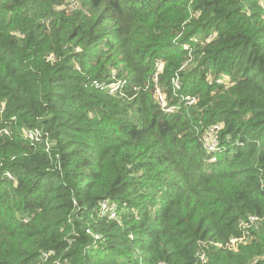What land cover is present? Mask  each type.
Masks as SVG:
<instances>
[{"label":"trees","instance_id":"16d2710c","mask_svg":"<svg viewBox=\"0 0 264 264\" xmlns=\"http://www.w3.org/2000/svg\"><path fill=\"white\" fill-rule=\"evenodd\" d=\"M0 264H264V0H0Z\"/></svg>","mask_w":264,"mask_h":264},{"label":"built area","instance_id":"2783aa9c","mask_svg":"<svg viewBox=\"0 0 264 264\" xmlns=\"http://www.w3.org/2000/svg\"><path fill=\"white\" fill-rule=\"evenodd\" d=\"M157 97H158L161 108L167 111L170 110V108L165 107L164 95L157 92ZM191 101H193V99H191ZM220 128H221V125H218V124L211 125L207 129L204 130L202 136L200 137V140L203 143L204 147L207 149V151L211 152L217 149V146H218L217 135H218V131L220 130ZM26 135L31 139H34V138L37 139L41 137V132L38 129H34V130L27 131ZM106 205H107L106 201L101 202V207L105 208ZM110 216H113V212L110 213ZM250 219L251 221H254L256 218L250 217ZM95 238H98V236L95 235ZM234 242H235V239L230 240L231 244H234ZM44 256L46 257V254H44ZM199 258L202 261H204L205 260L204 253H200Z\"/></svg>","mask_w":264,"mask_h":264},{"label":"clouds","instance_id":"9594fccd","mask_svg":"<svg viewBox=\"0 0 264 264\" xmlns=\"http://www.w3.org/2000/svg\"><path fill=\"white\" fill-rule=\"evenodd\" d=\"M175 82H176V80H173V83H175ZM188 97H189V96H188ZM188 97H187V98H188ZM202 134H203V133H202Z\"/></svg>","mask_w":264,"mask_h":264}]
</instances>
